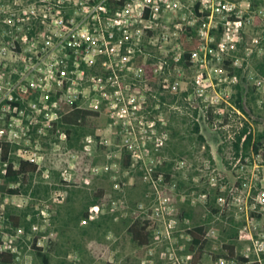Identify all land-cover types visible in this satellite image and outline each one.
Listing matches in <instances>:
<instances>
[{"label":"rangeland","instance_id":"rangeland-1","mask_svg":"<svg viewBox=\"0 0 264 264\" xmlns=\"http://www.w3.org/2000/svg\"><path fill=\"white\" fill-rule=\"evenodd\" d=\"M29 2L0 0V32ZM253 4L264 8V0ZM260 35L246 28L236 50L216 51L207 66L153 62L137 72L142 78L127 77L141 109L126 117L104 109L74 115L83 147L68 145L63 155L48 147L34 177L6 185L19 195L0 192L1 248L16 255L14 264H44L35 240L50 264H255L261 248L264 264V139L255 150L264 134V44L253 43ZM244 127L253 146L237 153ZM8 210L36 222L13 228ZM135 222L151 235L145 248L128 231ZM199 225L208 240L201 258L188 234ZM229 244L249 262L227 260Z\"/></svg>","mask_w":264,"mask_h":264},{"label":"built area","instance_id":"built-area-1","mask_svg":"<svg viewBox=\"0 0 264 264\" xmlns=\"http://www.w3.org/2000/svg\"><path fill=\"white\" fill-rule=\"evenodd\" d=\"M254 1L30 0L0 32V184L10 163L39 169L48 147L65 151L76 113L141 109L127 77L142 78L137 72L153 62L180 64L183 37L199 42L189 67L236 50L246 28L261 33L253 43L262 46L264 8Z\"/></svg>","mask_w":264,"mask_h":264},{"label":"trees","instance_id":"trees-1","mask_svg":"<svg viewBox=\"0 0 264 264\" xmlns=\"http://www.w3.org/2000/svg\"><path fill=\"white\" fill-rule=\"evenodd\" d=\"M199 45V42L196 39L187 40L186 37H183V57L182 62H185V66L189 67L191 64L189 63V59L191 57V54L194 50L197 49V46ZM241 94L238 95L237 103L238 106L241 108L240 105L241 102ZM84 113H76L77 117L82 116ZM74 115L70 118H67V122L73 124L76 122L74 120ZM68 133H69V146L74 147H83L82 145V138L85 135V132L83 131V127L80 126H73L69 125L67 126ZM195 132H199V126L195 125ZM247 127H244L242 131L237 136V143L235 145L236 152L239 153L241 150L248 151L251 146H253V137L249 133L248 134ZM200 139L204 141V138L200 136ZM244 139V141H243ZM264 139V134L260 135L258 138V142L255 143V150H259L260 140ZM243 141V143H242ZM242 143V146H241ZM131 154H125L124 168H129L131 165ZM14 164L10 163L8 168V175L2 179V184H0V192L3 195L5 193L10 195H19V190L16 188H7L8 185L12 184H20V186H23V180L26 175H31V177H34V175L38 172V167L34 164L28 163V162H21L19 169L14 170L13 169ZM4 182V183H3ZM65 182H63L64 184ZM7 185V186H6ZM6 187V189H5ZM9 187V186H8ZM24 189V188H23ZM31 190V186H28L27 189H24L26 193ZM6 191V192H5ZM38 189H36L37 193ZM30 194L34 195V192H30ZM100 203V200L97 198L90 202L89 205H98ZM27 213L25 214H17L10 212L9 210L6 212V217L8 219V223L12 225L13 228H21L24 227L26 231H29L31 226L36 222L35 218L31 219L30 221H27ZM84 217L88 218L89 214L88 211L84 212ZM129 233L132 235L133 242L136 244L139 248H145L146 246L150 245V233L147 232V227L142 226L139 222L133 223L129 229ZM188 234L191 236V247L193 250H197L199 253V256L201 258V255H203V252L207 246L208 240H207V232L205 226L199 225L191 230H189ZM1 244V241H0ZM33 250L37 252V254L42 258L44 264H50L49 257L46 253H44V250L41 247H37L36 240L32 246ZM224 249L226 252H228V255L226 256V259L231 260H238L243 263L249 262V259L246 257H242L236 254V247L233 244L224 245ZM16 255L12 253L11 251H0V264H14ZM259 264V263H255Z\"/></svg>","mask_w":264,"mask_h":264}]
</instances>
